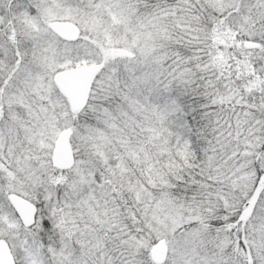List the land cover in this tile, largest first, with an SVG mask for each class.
<instances>
[{
    "label": "snow or ice",
    "instance_id": "obj_1",
    "mask_svg": "<svg viewBox=\"0 0 264 264\" xmlns=\"http://www.w3.org/2000/svg\"><path fill=\"white\" fill-rule=\"evenodd\" d=\"M0 264H264V0H0Z\"/></svg>",
    "mask_w": 264,
    "mask_h": 264
}]
</instances>
